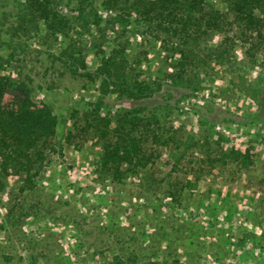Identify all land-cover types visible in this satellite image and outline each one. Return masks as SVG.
I'll return each mask as SVG.
<instances>
[{
  "label": "rangeland",
  "instance_id": "rangeland-1",
  "mask_svg": "<svg viewBox=\"0 0 264 264\" xmlns=\"http://www.w3.org/2000/svg\"><path fill=\"white\" fill-rule=\"evenodd\" d=\"M18 1L0 3L2 75L23 83L9 87L16 100L28 94L49 111L53 130L30 172L41 212L35 203L21 208L30 190L25 175L0 170V222L9 206L19 217L0 224V264H264L263 57L252 61L238 44L232 66L197 69L195 88L164 86L136 101L105 95L97 67L115 45L95 36L110 16L105 0H61L62 14L82 7L93 16L91 30L71 42L43 27L14 34L8 14ZM206 1L226 8L225 0ZM117 28L105 31L112 38ZM120 28L119 45L127 42L139 81L168 73L166 54L135 18ZM66 48L84 61L87 79L69 73L60 56ZM139 109L155 110L158 122L130 124L134 137H119L120 114ZM175 224L182 233L172 234ZM120 235L135 242L130 261L119 251Z\"/></svg>",
  "mask_w": 264,
  "mask_h": 264
},
{
  "label": "trees",
  "instance_id": "trees-1",
  "mask_svg": "<svg viewBox=\"0 0 264 264\" xmlns=\"http://www.w3.org/2000/svg\"><path fill=\"white\" fill-rule=\"evenodd\" d=\"M60 2L61 0H19L16 2L15 13L8 14L14 22V26L10 28L14 34L29 35L43 27L44 34L68 39L70 42L75 36H85L94 25L93 16L83 13L82 7L62 14L59 11ZM0 3L5 8L9 5V0H0ZM225 4V10L220 12L206 0H105L103 10L110 16L104 28H98L101 31L96 32L95 36L103 41V45H115L108 56L100 58V67H97L103 77V93H115L120 98L136 101L151 96L164 86L195 88L198 86L197 69L202 65H211L212 68L232 66L238 44L240 47L246 46V56L252 61H256L258 56L264 59V0H225ZM132 18L145 29L147 41L149 37V41L160 44L166 54L169 69H172L154 82L138 80L134 75L136 65L129 61L125 53L127 42L119 45L122 39L120 27H124ZM2 24L0 21V31ZM116 26L117 32H113L110 38L106 31ZM216 37L219 42L209 46ZM176 54H179L177 66L172 62ZM60 56L72 76L88 78L82 64L84 61L77 60L71 49L66 48ZM145 56L147 54L143 53L144 58ZM134 57L138 58V55ZM78 62H81L80 69L77 67ZM1 67L0 63V170L8 169L25 175L24 179L29 183L30 190L25 192L26 198L21 208L27 210L35 203L33 174L30 172L40 163V157L46 150L44 144L53 130L52 118L49 111L36 105L28 94L20 101L16 100L9 92V87L22 82L3 76ZM97 110L98 108L94 111ZM143 120L154 121L156 124L158 120L155 110L122 112L117 120V135L131 138L133 135L129 136L127 126L131 124L134 130L142 129ZM101 128L104 126L97 124V129ZM148 186L151 188L152 185ZM34 206V212H41L42 203H35ZM18 218L15 207L9 206L0 224L16 225ZM175 225L171 230L172 234L182 233V225ZM116 240L122 244L120 253L130 261L129 257L133 252L128 248L135 245L133 238L120 235Z\"/></svg>",
  "mask_w": 264,
  "mask_h": 264
},
{
  "label": "clouds",
  "instance_id": "clouds-1",
  "mask_svg": "<svg viewBox=\"0 0 264 264\" xmlns=\"http://www.w3.org/2000/svg\"><path fill=\"white\" fill-rule=\"evenodd\" d=\"M109 35H111V34H109ZM136 39L139 40L140 38L137 36ZM236 55H237L238 58L241 57V54H240L238 51H237ZM168 71L171 72L172 69H168ZM256 71H258V69H257ZM256 71H254V72L252 73V77H254V76L256 75ZM2 211H3V210H0V212H2ZM245 227L250 228L251 226H250V225H245ZM251 230H253L257 235H259V232H260L259 229H251Z\"/></svg>",
  "mask_w": 264,
  "mask_h": 264
}]
</instances>
